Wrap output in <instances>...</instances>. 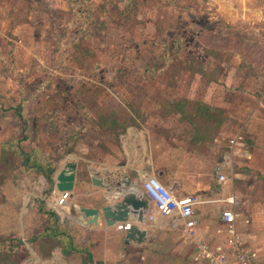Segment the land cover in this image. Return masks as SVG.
Segmentation results:
<instances>
[{
    "label": "rangeland",
    "instance_id": "1",
    "mask_svg": "<svg viewBox=\"0 0 264 264\" xmlns=\"http://www.w3.org/2000/svg\"><path fill=\"white\" fill-rule=\"evenodd\" d=\"M229 1L249 23L242 19L239 27L225 25L215 0H86L82 18L73 17L68 0H0V103L14 106L20 95L29 97L25 111L31 113L34 128L21 144L32 156L45 158L49 135L35 133L39 121L64 120L58 125L70 134V126H78L87 110H108L117 106L115 98L127 96H139L153 118L168 116L170 124L188 122L206 137L216 135L218 114L206 118L196 110L198 101L188 103L178 95L194 73L218 79L223 70L216 63L237 65L239 84L264 99V0H245L244 9L236 0ZM119 7H128L130 14H119ZM83 20L86 34H79L74 43ZM175 37L181 41L178 51ZM152 65L159 68L147 72L145 67ZM178 107V116L172 114ZM14 119L12 110L4 112L1 105L0 264H30L39 250L53 249L54 240L44 237L54 236L56 230L46 221L48 216L27 215L26 203L35 207L33 193L47 194V186L33 169L22 171L15 146L8 144L18 136ZM65 120L73 124L65 128ZM66 136L60 133L62 141ZM61 139H56L58 145ZM24 188L31 197L23 202L18 193ZM20 209L26 215L18 216ZM26 218L39 226L41 247L27 240L33 231L21 230L28 224ZM64 229L59 227L55 236L61 250L69 251L67 235L74 233ZM13 237L24 238L21 248L11 243L17 253L10 255L3 244ZM75 248L83 250L81 245Z\"/></svg>",
    "mask_w": 264,
    "mask_h": 264
},
{
    "label": "crops",
    "instance_id": "2",
    "mask_svg": "<svg viewBox=\"0 0 264 264\" xmlns=\"http://www.w3.org/2000/svg\"><path fill=\"white\" fill-rule=\"evenodd\" d=\"M243 1L236 0L242 9L245 6ZM215 5L219 15L231 26L239 27L242 19L249 23L248 16L241 19L238 12H234L236 8L229 0H215ZM215 67L223 70L218 79L194 73L182 94H178L183 95L182 100L188 103L195 100L212 112L220 111L217 113L220 119L218 133L213 136H204L193 125L187 126L188 122H179L177 126L170 124L168 116L153 118L140 104L142 102L137 100L139 96H127L125 100L117 97V106L108 110H87L76 127L70 126L72 121L68 125V120H65L64 126H70V134H66L58 125L64 120L52 121L48 118L44 123L39 121L36 126L38 131H34L38 136L48 133L47 142H44L48 145L46 153L38 143L34 145L46 154L45 158L56 161L54 176L66 162L75 161V183L70 197L60 210L53 205L59 194L54 187L47 194L44 190L34 192L35 207L26 203L27 215L33 212L34 216H48L39 209L41 204L44 210H53L58 216L59 227H64L67 234L69 229L74 236L67 235L71 246L69 251L61 250V242L55 235L45 236L44 239L48 241L54 240L53 249L49 246L47 252L46 246L44 253L39 250L30 264H83L88 259L86 251L92 256L89 264H94L95 260L103 264H207L203 257L196 255L194 245L184 236L180 221L176 223L172 217L156 213L154 220L140 224V228L146 231V238L141 243H125L123 231L106 226L102 219L97 225H87L81 221L80 206L100 208L108 202L117 201L120 198L118 190L126 188L140 194L142 180L147 175L157 176L177 197L190 194L199 196L202 202L194 206L193 213L197 235L211 249H224L226 240L231 236L221 222V213L231 206L225 199L233 196L236 200L233 206L237 213L236 229L244 240V247L252 253L255 264H264V99L239 84L237 65L220 62ZM28 98L20 95L14 106L0 103L4 112L12 110L15 117L13 129L17 130L18 136L8 144L15 146L13 149L20 157L24 172L29 171L18 154L16 141L24 132L27 138L19 142L24 146L21 143L29 139L31 127L34 129L29 118L31 113L25 111ZM19 103L27 120L25 131H22L23 123L15 111ZM201 111L204 112L202 107ZM171 112L178 116L180 110L172 108ZM61 132L67 135L63 141ZM237 134L242 135L239 152L229 161L225 159V154L229 152L227 140ZM58 137L61 139L60 145L56 141ZM32 171L38 173L48 187L45 177L36 169ZM219 174L225 175L224 181L217 179ZM92 177L100 184L93 182ZM84 182H89V186ZM103 185H109L110 190L103 188ZM27 188L18 193L23 202L31 197ZM25 211L20 209L18 216L26 215ZM48 217L46 221L51 222V217ZM29 221L26 218V222ZM38 228L34 223H28L26 228L21 227L23 231H33L27 240L32 238L35 247H41L39 241L43 238ZM18 238L22 240L24 237ZM78 245L83 250H76Z\"/></svg>",
    "mask_w": 264,
    "mask_h": 264
},
{
    "label": "built area",
    "instance_id": "3",
    "mask_svg": "<svg viewBox=\"0 0 264 264\" xmlns=\"http://www.w3.org/2000/svg\"><path fill=\"white\" fill-rule=\"evenodd\" d=\"M242 140V135L237 134L228 138L227 148L229 152L225 154V159L232 161L234 154L239 152L238 145ZM238 148V149H237ZM219 181L225 180L224 174L217 176ZM141 188L152 208L146 212L148 221L155 218V214L163 217H172L175 222L180 221L183 234L186 239L194 245L196 255L203 257L207 264H255L252 253H249L244 247V240L236 229V215L233 206L236 200L233 196L225 200L231 204L224 208L221 213V222L226 230L231 234L226 240L224 249H211L198 237L196 229V220L193 217L194 206L202 200L196 194L175 196L174 192L165 186L155 175H147L141 183ZM70 197L69 191L59 192L53 205L56 210H60ZM116 230L124 231L130 228L129 222L118 223L114 226Z\"/></svg>",
    "mask_w": 264,
    "mask_h": 264
},
{
    "label": "water",
    "instance_id": "4",
    "mask_svg": "<svg viewBox=\"0 0 264 264\" xmlns=\"http://www.w3.org/2000/svg\"><path fill=\"white\" fill-rule=\"evenodd\" d=\"M75 169V161L66 162L55 174L53 187L59 192H71L75 183ZM92 181L100 184V181L94 177ZM84 184L89 186V182H84ZM103 188L110 190L109 185H103ZM118 191L120 198L117 201L108 202L100 208L80 206L79 211L82 213L80 219L87 225H97L99 219H102L108 227H114L117 223L129 222L130 228L123 231L124 242L141 243L146 238V231L140 228V224L147 222L146 212L150 206L148 198L143 191L140 194H136L129 188ZM94 264H103V262L95 260Z\"/></svg>",
    "mask_w": 264,
    "mask_h": 264
},
{
    "label": "trees",
    "instance_id": "5",
    "mask_svg": "<svg viewBox=\"0 0 264 264\" xmlns=\"http://www.w3.org/2000/svg\"><path fill=\"white\" fill-rule=\"evenodd\" d=\"M68 1L71 4V10H72L73 17H75V18L85 17L86 12H85V8H84L85 7L84 3L86 0H68ZM119 14L127 17L130 14V9L128 7H122V8L119 7ZM84 24L86 26L87 21L83 20L80 23V25L78 26V28H76L75 33H74L75 37L73 36L74 37L73 38L74 43H76V41L78 40L79 34L80 35L86 34L83 30ZM225 25L230 26V24H228V23ZM174 41L177 42L176 51H178V48L181 45V41H180L179 37H175ZM158 68L159 67L153 66V65L149 66L148 68L145 67L147 72L156 71ZM201 107L203 108L204 112L206 111L205 112L206 116L212 115L213 112L206 105L198 104V107L196 109L198 110L200 108V110H201ZM177 110L182 111L180 107H178ZM15 111L23 123L22 131H25V129L27 128V120H26V116H24L21 112L22 111L21 103H19L15 107ZM202 112L203 111H201L200 113H202ZM216 113H220V111L217 110ZM218 121H220V119ZM25 138H27V136L24 132H22L21 138H18L16 141V146L18 148V154L21 156L22 163H23L25 169H27V170L32 169V168L36 169L45 177L47 184H48V187L45 190V192L47 193L52 189L53 184H54V171H55L56 165H57L56 161H53L50 159L48 160V158L42 159L40 157L36 158V156H32V150H30V149L27 150V148H25L24 146H21L19 144V142ZM39 205H41V204H39ZM39 209L44 211L46 214H48V216L51 217V224L54 226V229L56 230V232H53L52 234L53 235L59 234V232L57 231V229L59 228V221H58V216L56 215V213L50 209L44 210V208L42 206H39ZM11 243H14L13 245H16L17 248L18 247L21 248L22 242H21L20 238L13 237L9 241H7V243L3 244L4 250H6L10 255H15L17 253L16 246L11 245ZM86 254H87L88 259H86L83 264H89V262H92V256H91L90 252L86 251Z\"/></svg>",
    "mask_w": 264,
    "mask_h": 264
}]
</instances>
